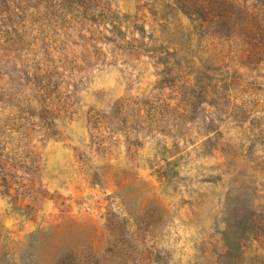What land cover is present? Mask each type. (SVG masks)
<instances>
[{"label":"rangeland","instance_id":"rangeland-1","mask_svg":"<svg viewBox=\"0 0 264 264\" xmlns=\"http://www.w3.org/2000/svg\"><path fill=\"white\" fill-rule=\"evenodd\" d=\"M216 1L0 0V264H264V0Z\"/></svg>","mask_w":264,"mask_h":264},{"label":"trees","instance_id":"trees-1","mask_svg":"<svg viewBox=\"0 0 264 264\" xmlns=\"http://www.w3.org/2000/svg\"><path fill=\"white\" fill-rule=\"evenodd\" d=\"M221 1H222V0H217V1H216V5H217V6L221 5V4H222ZM213 8H214V7H213Z\"/></svg>","mask_w":264,"mask_h":264}]
</instances>
